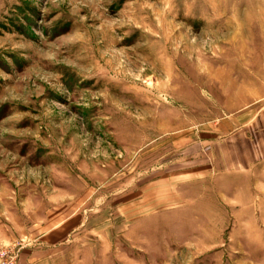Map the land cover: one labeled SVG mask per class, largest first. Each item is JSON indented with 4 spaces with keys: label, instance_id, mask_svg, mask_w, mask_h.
Segmentation results:
<instances>
[{
    "label": "rangeland",
    "instance_id": "rangeland-1",
    "mask_svg": "<svg viewBox=\"0 0 264 264\" xmlns=\"http://www.w3.org/2000/svg\"><path fill=\"white\" fill-rule=\"evenodd\" d=\"M0 264H264V0H0Z\"/></svg>",
    "mask_w": 264,
    "mask_h": 264
}]
</instances>
